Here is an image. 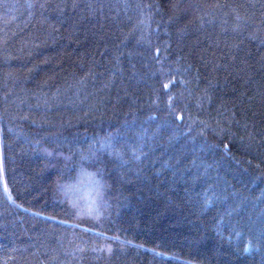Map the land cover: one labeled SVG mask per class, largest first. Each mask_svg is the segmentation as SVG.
I'll return each mask as SVG.
<instances>
[{
  "label": "trees",
  "instance_id": "obj_1",
  "mask_svg": "<svg viewBox=\"0 0 264 264\" xmlns=\"http://www.w3.org/2000/svg\"><path fill=\"white\" fill-rule=\"evenodd\" d=\"M0 264H264V0H0Z\"/></svg>",
  "mask_w": 264,
  "mask_h": 264
},
{
  "label": "rangeland",
  "instance_id": "obj_2",
  "mask_svg": "<svg viewBox=\"0 0 264 264\" xmlns=\"http://www.w3.org/2000/svg\"><path fill=\"white\" fill-rule=\"evenodd\" d=\"M81 195H83L85 198H87V194H86V192L85 191H81V193H80ZM85 194V195H84Z\"/></svg>",
  "mask_w": 264,
  "mask_h": 264
}]
</instances>
